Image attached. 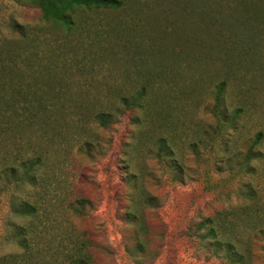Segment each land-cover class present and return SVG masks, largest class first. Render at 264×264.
Listing matches in <instances>:
<instances>
[{"label":"rangeland","instance_id":"374dc122","mask_svg":"<svg viewBox=\"0 0 264 264\" xmlns=\"http://www.w3.org/2000/svg\"><path fill=\"white\" fill-rule=\"evenodd\" d=\"M121 1L76 11L66 32L28 0H0V45L17 53L31 98L60 108L52 123L18 138L48 155L53 138L71 190L89 200L83 215L55 208L41 237L61 227L85 231L98 264H231L210 233L231 238L230 209L257 200L236 233L253 263L264 264V0ZM247 18L250 30L241 25ZM145 84L146 95L168 99L158 120L121 106L120 97ZM99 110L114 112L108 127L93 121ZM2 120L0 160L7 156ZM161 135L171 156L157 155ZM38 219L15 214L0 192L2 264H16L22 251L13 226Z\"/></svg>","mask_w":264,"mask_h":264},{"label":"trees","instance_id":"16d2710c","mask_svg":"<svg viewBox=\"0 0 264 264\" xmlns=\"http://www.w3.org/2000/svg\"><path fill=\"white\" fill-rule=\"evenodd\" d=\"M33 5L40 8L42 16L45 20L54 23L58 29L66 32L71 31L76 26L75 12L79 10H89L96 8H117L122 5L121 0H28ZM244 0L242 5L245 6ZM246 18V14L243 16ZM249 19V18H247ZM252 22L249 19L246 23H241L243 28L252 27ZM238 25V24H235ZM240 27V25H238ZM22 38L28 36L27 32L21 33ZM3 45H0V48ZM7 61L0 58V74L6 72V79L0 78V120L6 119L7 123V156L0 160V192L6 191L9 197V205L11 210L21 216L30 218H42V221H28L26 225L13 226L11 237L17 238L16 244L22 249L17 255L16 264H98L92 254V243L87 238L85 231L71 227L59 228V233L51 239H43L41 230L46 231L53 210L71 209L77 215L85 214V205L89 200L83 195H75L71 190V182L68 179L69 170L67 163H63L60 158L59 149L54 146L53 138L47 140V146H51L53 152L51 155L43 151L40 145L23 143L18 136L25 129L36 125L43 127L52 123V113H57L60 108L55 110L45 105L42 99H32L33 94L27 89L31 83L25 82L21 65L13 59V50H7ZM22 78V79H20ZM7 81V85H6ZM224 90L223 84L218 86L215 101L219 103L221 92ZM161 92L153 97L146 95V84L141 87L137 93L128 96L120 97L121 106L125 109L136 108L142 111L144 117L153 120H158L162 116V104L168 105V99ZM166 99V102L164 100ZM118 110V109H116ZM58 112V113H59ZM92 119L101 127H108L114 122V112L99 110L92 113ZM168 117V116H167ZM2 120V121H3ZM135 122V120L133 121ZM154 122V121H153ZM1 125V122H0ZM55 128V125L53 126ZM59 129H55L58 132ZM15 132L14 138H8V133ZM58 133H61L58 132ZM259 139V134L255 141ZM168 140L162 135L157 137L154 145L157 144V155L171 156L168 149ZM93 144L90 139L84 141V145L90 149ZM246 155L248 159L254 157L252 150H249ZM69 161L65 159V162ZM135 174H133L134 177ZM68 188V191L66 190ZM143 200L146 202L148 197ZM257 200L249 204H244L238 207L231 208V225L230 228L238 231L239 227L243 226V220L251 218L255 214ZM39 220V219H38ZM44 220V223H43ZM133 220V219H132ZM239 220V221H238ZM134 221V220H133ZM140 228H146L145 221H135ZM251 221H246L250 223ZM206 221L200 223L204 225ZM208 223V221H207ZM213 228V226H211ZM210 227V230L212 228ZM41 228V229H40ZM70 229V230H69ZM260 232L264 229L260 228ZM29 232L31 234H29ZM43 232V231H42ZM233 232L232 237L220 239L212 235V242L218 244L226 250V258L231 264H254L252 255L245 247L243 242ZM41 238L43 245L41 244ZM134 239L141 246V239L138 238V231L135 232ZM0 264L2 260L0 258Z\"/></svg>","mask_w":264,"mask_h":264}]
</instances>
